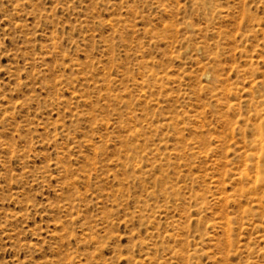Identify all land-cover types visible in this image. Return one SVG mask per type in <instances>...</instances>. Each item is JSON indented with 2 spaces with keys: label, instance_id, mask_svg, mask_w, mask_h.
Listing matches in <instances>:
<instances>
[{
  "label": "rangeland",
  "instance_id": "374dc122",
  "mask_svg": "<svg viewBox=\"0 0 264 264\" xmlns=\"http://www.w3.org/2000/svg\"><path fill=\"white\" fill-rule=\"evenodd\" d=\"M0 264H264V0H0Z\"/></svg>",
  "mask_w": 264,
  "mask_h": 264
}]
</instances>
